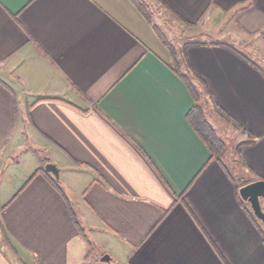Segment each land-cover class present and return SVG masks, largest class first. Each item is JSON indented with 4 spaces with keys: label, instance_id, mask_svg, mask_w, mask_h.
<instances>
[{
    "label": "crops",
    "instance_id": "crops-1",
    "mask_svg": "<svg viewBox=\"0 0 264 264\" xmlns=\"http://www.w3.org/2000/svg\"><path fill=\"white\" fill-rule=\"evenodd\" d=\"M161 1L183 24L233 13L264 43V0ZM249 56L190 42L183 57L211 109L251 141L245 182L264 180V56ZM170 58L132 0H0V264H83L69 198L35 173L49 162L90 176L77 211L122 246L105 264H264V225L192 128L189 81ZM24 139L46 156L15 187Z\"/></svg>",
    "mask_w": 264,
    "mask_h": 264
},
{
    "label": "rangeland",
    "instance_id": "rangeland-1",
    "mask_svg": "<svg viewBox=\"0 0 264 264\" xmlns=\"http://www.w3.org/2000/svg\"><path fill=\"white\" fill-rule=\"evenodd\" d=\"M145 8L150 16L152 24H154L160 32L164 35L167 41L170 43V49L166 48L169 55L172 66L178 71L186 73L188 81L193 88L195 94V115L201 119H205L213 127V131L218 139L219 156L227 164L233 175H243L241 173L242 163L239 158L237 147L240 145V139L237 131L232 127V124H228L220 118V115L213 109L208 103L205 91L202 90L200 84L196 81L195 76L186 72L187 62L183 61V48L190 42H220V43H232L236 48L241 51L247 52L250 55L249 58L260 65H263L260 58L252 56L258 52L259 55L264 56V43L259 38H254L253 35L244 33L243 30L237 25L235 21V15L233 13L226 12H209L195 25H186L178 20L168 9H166L158 0H138ZM243 51V52H244ZM256 51V52H255ZM264 67V65H263ZM25 141V139H24ZM26 144V141H25ZM22 152L23 159L29 158V164H24L23 168L14 171L11 170L8 176L13 180L12 186L18 187V180L36 165V159L38 156H46L42 153V149H36L30 144V140L24 146ZM29 153L32 157L29 156ZM26 155V156H25ZM52 161V157H50ZM60 168L63 166V162L59 160ZM40 163V161H39ZM39 167L42 165L39 164ZM64 166L59 174V181L63 192L70 200V204L73 208L77 221L80 223L82 232L84 249L86 251L83 259V264H103L100 262V258L104 255H109L114 260L121 259V245L114 241L112 238L105 235L100 231L96 225L84 220L80 211H77L79 202L81 201V192L86 188L89 183L90 176L85 174L83 170H78L73 167ZM44 167V166H43ZM24 171V172H23ZM240 171V174L239 172ZM53 177V176H52ZM23 180L25 177L23 176ZM9 183V184H12ZM261 209L264 213V199H260ZM105 264V263H104Z\"/></svg>",
    "mask_w": 264,
    "mask_h": 264
},
{
    "label": "trees",
    "instance_id": "trees-1",
    "mask_svg": "<svg viewBox=\"0 0 264 264\" xmlns=\"http://www.w3.org/2000/svg\"><path fill=\"white\" fill-rule=\"evenodd\" d=\"M133 2H134V4L136 5V7L138 8V10L140 11V13L144 16V18L152 25V29L154 30V32L156 33V35L158 36V38H159V40L162 42V44L166 47V48H168V49H170V43L167 41V39L164 37V35L160 32V30L154 25V24H152V22H151V20H150V16H149V14L147 13V11L145 10V8L141 5V2H139L138 0H132ZM158 2L160 3V4H162L165 8H167L166 7V5L161 1V0H158ZM185 22V21H184ZM185 24L186 25H192V24H189V23H187V22H185ZM248 35H250V34H248ZM184 50L182 51L183 52V57H184V55H185V47L183 48ZM237 50H239L238 48H236ZM234 51V50H233ZM244 51V50H243ZM245 52V51H244ZM234 53H236V54H238L239 56H242L241 54H239L237 51H234ZM185 61V60H184ZM186 67L188 68V65H186ZM173 70L174 71H177V72H179L175 67H173ZM182 76H183V78H184V80L185 81H188V79H187V76H186V73H183L182 74ZM189 85H188V88H190V90H191V92H192V96H193V99H194V101H195V94L193 93V88H192V86H191V84L190 83H188ZM194 109H195V105H193V107H192V109L189 111V113H188V118H189V121H190V124H191V126H192V128L194 129V131L198 134V136L200 137V139L204 142V144L206 145V147H207V149H208V151H209V153H210V158H213V157H215V158H217V160H219L220 162H221V158H220V156H219V150L217 149L218 147H219V143H218V139H217V137H216V134H215V132L213 131L214 129H213V127L210 125L211 123H209L208 121H206L205 119H201V118H199V117H197L195 114L196 113H194ZM224 114V113H223ZM226 116V115H225ZM251 143V141H249V140H247V141H243V142H241L240 143V145L237 147V149H238V156L240 157V148L242 147V145L243 146H245V145H247V144H250ZM222 162H223V160H222ZM221 162V163H222ZM223 166H224V168H226V166L223 164ZM227 169V168H226ZM41 173L42 175H44V177L46 178V179H49V181H50V183L52 184V186H54L55 187V189L58 191V192H60V194H62V196H64L65 197V193L63 192V190H62V187H61V182L60 181H56L55 179H54V177H52L49 173H46L45 171H44V169H43V167H41L38 171H36L35 173ZM239 175H232V173H231V175H230V178L232 179V182L234 183V185H235V187H236V193H237V195H238V190H239V188L242 186V185H244V184H248L249 182L247 181V182H245V180L246 179H244V177H238ZM31 180V178L28 180V181H26V183H24V186L29 182ZM244 183V184H243ZM66 198V200H68L67 199V196L65 197ZM239 201H240V204L243 206V208L245 209V211L247 212V214H248V216L253 220V221H255V220H257L255 217H254V215H253V213H252V211H251V209H250V206H249V204L247 203V202H244L242 199H240L239 198ZM246 203V207H245V204ZM74 217V213H73V211H72V219L74 220V223L77 225L78 224V222H77V220L75 219V217ZM259 221V220H258ZM0 229H1V227H0ZM78 229H80V233L82 234L81 236L82 237H84L83 236V230H82V228L80 227H78ZM21 263V262H20Z\"/></svg>",
    "mask_w": 264,
    "mask_h": 264
},
{
    "label": "water",
    "instance_id": "water-1",
    "mask_svg": "<svg viewBox=\"0 0 264 264\" xmlns=\"http://www.w3.org/2000/svg\"><path fill=\"white\" fill-rule=\"evenodd\" d=\"M43 169L46 173L51 174L56 181H59V169L56 164L46 163ZM238 194L243 201L249 204L254 217L264 225V213L260 205V199L264 198V180H256L241 186ZM100 261L109 263L111 258L109 255H104L100 258Z\"/></svg>",
    "mask_w": 264,
    "mask_h": 264
}]
</instances>
